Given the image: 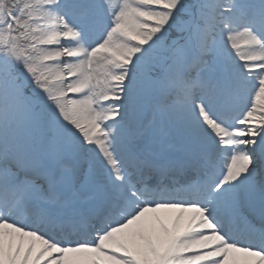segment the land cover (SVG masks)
Listing matches in <instances>:
<instances>
[{
  "label": "snow or ice",
  "instance_id": "obj_1",
  "mask_svg": "<svg viewBox=\"0 0 264 264\" xmlns=\"http://www.w3.org/2000/svg\"><path fill=\"white\" fill-rule=\"evenodd\" d=\"M0 264H264V0H0Z\"/></svg>",
  "mask_w": 264,
  "mask_h": 264
}]
</instances>
